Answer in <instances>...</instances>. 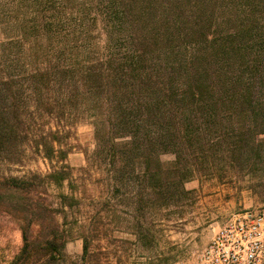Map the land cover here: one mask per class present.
<instances>
[{
  "label": "trees",
  "instance_id": "trees-1",
  "mask_svg": "<svg viewBox=\"0 0 264 264\" xmlns=\"http://www.w3.org/2000/svg\"><path fill=\"white\" fill-rule=\"evenodd\" d=\"M10 4L1 44L15 54L0 61V156L31 145L59 165L44 176L0 178V212L15 218L22 240L11 264H67L73 229L79 260L89 255V221L67 230L43 199L53 187L63 214L81 205L65 164L80 121L94 126L114 164L135 174L139 213L176 206L199 168L209 171L205 152L228 144L223 136L264 143V0ZM164 154L173 160L162 162Z\"/></svg>",
  "mask_w": 264,
  "mask_h": 264
},
{
  "label": "rangeland",
  "instance_id": "rangeland-1",
  "mask_svg": "<svg viewBox=\"0 0 264 264\" xmlns=\"http://www.w3.org/2000/svg\"><path fill=\"white\" fill-rule=\"evenodd\" d=\"M11 10L10 0H0V61H12L15 54L13 48L1 44L13 16ZM13 68L12 74L21 72ZM46 122L49 120L40 121L37 130L47 128ZM100 137L104 144L103 133ZM223 138H230L228 144L225 140L220 147L205 152L209 171L199 168L201 171L184 184L188 193L178 199L176 206L150 207L139 213L134 204L135 174L114 164L107 147L98 148L90 122L73 125L67 138L65 164L72 171L75 196L81 205L63 214L53 187L43 196L60 223L65 217L67 230L74 228L76 220L89 221L91 226L89 255L85 261L79 260L82 241L73 229V239L65 246L67 264H195L212 235L232 214L244 210L264 212V143L235 145L232 136ZM257 139H264V135ZM8 154L0 156V178L44 176L59 167L56 162L46 161L31 145H25L16 156ZM160 160L166 163L173 156L164 154ZM121 180L125 184L131 180L130 188L115 191ZM64 192L70 194L69 190ZM21 246L18 222L0 212V264H11Z\"/></svg>",
  "mask_w": 264,
  "mask_h": 264
},
{
  "label": "built area",
  "instance_id": "built-area-1",
  "mask_svg": "<svg viewBox=\"0 0 264 264\" xmlns=\"http://www.w3.org/2000/svg\"><path fill=\"white\" fill-rule=\"evenodd\" d=\"M195 264H264V212H236L212 235Z\"/></svg>",
  "mask_w": 264,
  "mask_h": 264
}]
</instances>
